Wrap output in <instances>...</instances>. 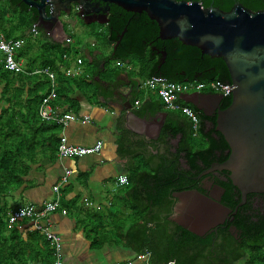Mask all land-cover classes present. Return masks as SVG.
<instances>
[{"label": "crops", "instance_id": "1", "mask_svg": "<svg viewBox=\"0 0 264 264\" xmlns=\"http://www.w3.org/2000/svg\"><path fill=\"white\" fill-rule=\"evenodd\" d=\"M24 14L27 16V13ZM101 25L106 27V24ZM32 26L23 33L21 25H7L0 17V34L6 36L9 33L7 39L24 40L25 36L32 33ZM70 38L68 34L64 47L69 46ZM24 41L26 43L27 40ZM106 42L111 51L107 36ZM25 43L22 42L23 45ZM81 52L91 64L102 61V67L90 74L81 68L83 61L75 54L74 59H80V64L64 55L67 66L53 70L56 76L60 72L78 81L83 78L92 80L90 86L80 84L78 87L73 84L67 87L65 92L68 95L52 103L56 111L72 108L78 117V120L60 128L57 136L62 134L69 145L78 147H93L100 143V150L75 159H59L55 151L42 156L31 172L29 186L21 187L7 197V205L12 206L9 213L26 205H32L35 210L43 209L53 200L52 188L63 169H68L71 176L68 184L61 188L58 207L47 213L42 222L59 238L61 263L158 264L148 250L138 249L143 244L148 247L150 230H155L154 244L162 250L167 249L169 245L165 236H176L178 226L168 220L162 226L163 221L156 215L158 205L149 202L140 186L137 185L135 190L133 187L139 174L145 175V161L149 160L151 169L156 167L153 162L155 164L156 159L159 160L157 154H161L160 149L164 145L163 141H160L162 145L158 144V140L163 138L162 133L157 142L149 139L146 133L151 132L150 122L153 121L155 125L161 120V113L169 114L168 110L157 96L156 89L139 93V85L135 84L137 81L130 84L121 82L131 75L128 71L106 67L110 64L104 58L96 61L98 51L90 54L85 46H81ZM159 103L164 109L158 107ZM129 112L134 116L129 115ZM85 116L88 120L83 122L82 117ZM170 117L176 116L170 114ZM165 122L166 119L162 129ZM175 141L172 140L171 144ZM134 169L137 171L132 174ZM139 217L140 221L136 223ZM6 227L7 230L15 227L23 242L33 248L32 255L36 257L39 249L43 251L45 245L49 244L35 230L31 221L8 223ZM191 252H194L191 247L179 250V253L166 260V264H197L199 258H196V254L193 257ZM144 253H149V257L136 258Z\"/></svg>", "mask_w": 264, "mask_h": 264}, {"label": "trees", "instance_id": "2", "mask_svg": "<svg viewBox=\"0 0 264 264\" xmlns=\"http://www.w3.org/2000/svg\"><path fill=\"white\" fill-rule=\"evenodd\" d=\"M8 4L21 13H27V26L35 25L36 19L33 10L28 11V8L22 5L20 0H8ZM113 9V17L106 24V28L108 43L115 48H111L110 55L105 62L110 64L111 61L125 62L130 59H144L139 71L144 77L143 80L151 76H161L170 82L215 81L229 83V74L221 59L201 54L197 48L184 45L174 38L158 39L156 23L144 13L126 12L116 6ZM251 11L257 10L251 8ZM30 27L26 28L21 25L23 33ZM36 30L39 31L37 28ZM123 30L125 31L123 32ZM122 32L123 34L119 38ZM23 33L21 37H23ZM9 37L10 34H6V39ZM33 45L34 41L27 40L25 54L23 51H18L15 53V57L17 59L26 57ZM39 47L47 48L49 52L43 51L42 56L33 54L31 59H25L24 64L28 72L45 67L57 71V69L67 66L64 57L66 54L61 51L66 48L64 44L59 45L43 39L39 42ZM52 51L54 52L52 53ZM159 51L165 53L163 61H161L162 56L158 54ZM56 79L58 81L56 99L59 97L64 99L63 97L68 95L65 92L66 88L73 84L78 87L80 84L83 86L84 84L92 85L87 82V79L83 78L78 81L74 78H67L60 72H57ZM47 91L48 79L44 75L13 74L4 68L0 60V264H52L53 262V247L49 245V242L43 251L39 249L36 257V255H32L33 248L30 244L23 242L15 227L6 229L8 213L12 208L6 203L7 197L13 191L29 186L31 172L39 164L42 156L56 152L59 140L57 133L60 127L54 123L41 121L38 117V107ZM229 104L230 96L223 98L221 109L227 108ZM188 106L199 119L197 133V136H200L199 145L192 146L193 137L187 121L178 117L172 118L170 114H167L162 136L163 138L178 137L181 141L180 144L186 142L188 146L187 165L190 167L186 174L189 175L191 171H195L197 174L203 168L208 167L209 163L217 157L216 149L220 155L217 161L222 163L226 160L228 145L223 137L215 132L214 117H205L194 107ZM67 110L74 112L72 108L68 107L64 109V112H68ZM205 121H210L212 125L207 133L204 131ZM183 123L187 124L190 140H185ZM212 132H215L218 140L210 135ZM226 150L227 153L224 155ZM179 151H183V149ZM198 158L204 165L202 168L196 163ZM149 163V160L145 161L146 168H143L145 175L139 174L133 188L135 190L137 185L140 186L143 193L145 192L149 198V202L159 206L168 199L173 191L184 189V183H179L175 179L177 171L175 161L162 159L159 167L153 169L149 167ZM136 171L134 169L132 174H135ZM225 177L226 181L220 183L224 190L221 204L234 209L240 201V195L227 176ZM252 196L254 194H249L245 204L238 207L234 216H230L233 219L231 225L238 234L237 239L223 230L220 231L223 233V244L218 253L223 254L219 257L221 261L214 264H234L241 258V255L244 257V264H264V215L259 216L253 211L250 201ZM139 221L140 217L135 222ZM176 229L177 234L173 236L174 238L165 236L169 245L167 249L162 250L154 244L155 230H150L151 240L148 247L143 244L138 250H148L152 257L156 258L158 264H166V260L179 253V250L187 247L194 248L196 245H202L205 248L209 245V240H203L181 228L177 227ZM139 238L140 236H138ZM224 250L227 251V254Z\"/></svg>", "mask_w": 264, "mask_h": 264}, {"label": "water", "instance_id": "3", "mask_svg": "<svg viewBox=\"0 0 264 264\" xmlns=\"http://www.w3.org/2000/svg\"><path fill=\"white\" fill-rule=\"evenodd\" d=\"M56 2L20 0L28 11H36V23L32 28L36 27L52 43H67L66 24H106L92 17L104 15L102 5L112 4L126 12L144 13L156 23L158 39H177L184 45L197 48L201 54L224 62L229 83H216L228 87L226 96L193 92L180 94L179 99L203 116L215 118L214 129L227 143L228 156L204 174L226 171L227 178L239 192L240 201L230 209L220 203V195L203 194L197 190L175 192L172 197L177 199V203L168 221L199 237L234 216L249 194H264V10L252 12L237 5L228 12H222L176 0ZM158 54L163 61L165 53L159 51ZM151 78L166 80L161 76ZM229 96V106L221 109L222 99ZM128 114L134 116L130 112ZM166 117L167 114L161 113L159 122L155 125L150 122L151 132L146 133L149 139L156 141L159 138ZM215 187L223 192L221 187Z\"/></svg>", "mask_w": 264, "mask_h": 264}, {"label": "built area", "instance_id": "4", "mask_svg": "<svg viewBox=\"0 0 264 264\" xmlns=\"http://www.w3.org/2000/svg\"><path fill=\"white\" fill-rule=\"evenodd\" d=\"M3 0H0V2ZM35 34V27L32 28ZM21 41L6 39L0 34V60L4 68L13 74L24 75H44L48 79V91L46 96L42 99L38 107V117L41 121L50 122L58 125L63 129L68 123L78 120L76 114L68 111H56L52 103L57 97V82L55 73L48 67L34 69L30 72L27 71L25 64H22L21 59L15 57V53L21 47ZM78 64L81 63L77 59ZM69 73V71H67ZM143 85L148 89H156L157 96L164 105L165 109L173 113L183 115L189 125L190 132L193 137H197L199 119L191 108L179 99L180 94L197 93H212L221 96H226L228 87H223L215 81L209 82H170L168 80H154L149 77L143 80ZM83 122L88 120V117H82ZM100 150V143L93 147H78L69 145L65 137L61 134L59 136L58 144L56 147V155L59 159H75L89 154L98 153ZM71 176V171L63 169L61 176L57 183L52 188L53 200L48 203L43 209L35 210L32 205L18 207L13 212L8 213L7 221L9 224H15L21 220L31 221L35 230L50 243L53 247V262L52 264L61 263L60 242L58 236L49 231L48 226H43L42 222L47 213L53 212L59 204L61 196V188L68 184ZM149 257V253L138 255L136 258ZM172 264V262L168 263Z\"/></svg>", "mask_w": 264, "mask_h": 264}, {"label": "flooded vegetation", "instance_id": "5", "mask_svg": "<svg viewBox=\"0 0 264 264\" xmlns=\"http://www.w3.org/2000/svg\"><path fill=\"white\" fill-rule=\"evenodd\" d=\"M53 1L56 2V0H53ZM176 1L185 2V3H197L202 9H217L222 12H228L237 5H240L243 8H246L250 11H251V8H255L257 11L264 10V0H176ZM113 8H114V5L112 4H109L107 6L102 5L101 10H103L104 15L96 14V16H93L92 18L108 23L110 19L113 17V12H114ZM29 10H33L35 12L34 15L36 16V11L34 9H29ZM86 19L89 20L90 16ZM93 24H97V23H93ZM134 80L135 79L133 77L128 75L126 78H123L121 82L122 83L126 82L130 84L134 82ZM139 80H141L140 77H139ZM183 126L185 130V140L186 139L188 140L189 130H188L187 124L183 123ZM204 126H205V130H204L205 133H207L209 129L212 127L210 121H205ZM215 132H212L210 135L216 140H218V136L215 134ZM169 137L170 136L158 140V144H161L160 141H163L164 145L162 147L168 153L169 157L166 158L162 156L161 154L160 155L157 154V158L160 161L159 163H162V159H165L167 161H175V166L177 169V171L175 172V179L178 180L179 183H184L183 184L184 189H181V191L197 190L203 194L209 193V194H214V195H220V203H221L222 196L224 195V190L222 189L223 192H221L220 189L217 190L215 186L221 187L220 183L226 181L225 176H228V174L226 175L224 173L226 171H213V172L204 174L205 171H207L212 165L219 163L217 161L220 158L219 151L216 149L215 153L217 157L215 158L213 162L209 163L208 167L203 168L197 174L195 171H191L188 175L186 174V172L190 170L189 165H187V157H186L188 146L186 142L180 144L181 143V141L179 140L180 138L175 137L176 141L175 143H173L174 147L170 148V146L172 145L171 144L172 140H175V139L171 137L169 138ZM180 149H183V151H179ZM226 153H227V150L224 152V155ZM187 156H188V153H187ZM196 163L198 164L200 168L204 166L199 158L196 160ZM158 167H159V164L155 168H158ZM181 191H173L171 195L168 197V199L164 201L162 205H159L156 208L157 210L156 215L163 221L162 226L165 225V220H168V218L172 217L174 214L173 209H174L175 204L177 203V199L172 197V194L175 192H181ZM250 201H251L253 211L257 213L259 216H263L264 215V194H254V196H252ZM232 222H233V219L229 217L223 225H219L215 227L212 232L199 236V238L203 240L210 241L209 245H207L205 248H203L202 245H196L194 248V251L196 252L198 250H203V249L204 250L206 249L208 251V254L201 257V260L204 261L205 264H214L215 262L221 261L219 259L220 255H218V250L220 249V246H222V242H223L222 234L223 233H220V231L223 230L225 231V233L231 234L234 239H237L238 234L235 232L234 227L231 225Z\"/></svg>", "mask_w": 264, "mask_h": 264}, {"label": "rangeland", "instance_id": "6", "mask_svg": "<svg viewBox=\"0 0 264 264\" xmlns=\"http://www.w3.org/2000/svg\"><path fill=\"white\" fill-rule=\"evenodd\" d=\"M0 17L3 18L4 23H6L7 25H22L26 28H29L26 23H27V18H26V14L19 12L16 9H13L9 6L8 2L2 1L0 2ZM21 21V22H20ZM73 21H76L75 19H73ZM97 25V26H96ZM65 32L67 34H69L70 38V43L69 46L67 48H63L61 49L62 52H64L70 59H74V55L78 54V58L82 59L83 64L81 65V68L86 69L90 74L93 73V71L98 70L101 66V64L103 63L102 61H100L102 58H104L105 60L107 59V57L110 55V50L107 48V42H106V36H107V28L101 24H93V25H84V24H79V22H75L73 23H69L65 25ZM3 37L6 38L5 35H2ZM43 39H45V37L41 34L40 31H37V35H35L33 32L29 33L27 36H25L24 40H31L34 41V45L31 47V49L28 51L26 57H21V62L22 64H24L25 59L29 60L31 59L32 56H34L33 54H35V56H42L43 51H45L46 53L49 52V50L47 48H41L39 47V42L42 41ZM24 40H21L23 43H25ZM21 42V43H22ZM81 46H85V49L90 51V54H93L95 51H98L99 54L96 56V61H100L98 63H100L98 65V63L96 64H91L87 58H85V55L83 54V52H81ZM19 51H23L25 54V45L21 44V47L19 49ZM54 51H52L53 53ZM57 52V51H55ZM76 62V59H74V63ZM144 63V59H130L128 61L125 62H110V65L106 66L109 68H115V69H121L122 72H129L131 75V77H133L135 79V81H137L135 84L139 85V93H144L145 91H147V87H145L143 85V75L141 74V72L139 73L142 64ZM75 66V64L73 65V67ZM72 67V68H73ZM110 71V69H108V72ZM127 72V73H128ZM139 77L141 78V81H139ZM55 78H57V76L55 75ZM92 80L91 79H87V82L91 83ZM57 82V79H56ZM139 96H141V94H139ZM158 107H160V109H164V107L162 106L161 103L158 104ZM167 111V110H166ZM169 114H174L176 117L180 118V119H186L183 115L178 114V113H173L171 111H167ZM192 146L193 147H197L200 143V136L197 137H193L192 138ZM174 146H170V148H173ZM160 153L162 156L168 158V153L163 149H160ZM159 160L156 159L155 164L153 162L154 167L157 166L159 164ZM223 244V242H222ZM195 248V247H194ZM193 248V251H194ZM192 251V250H191ZM196 251L191 252V254L194 256V254L197 255V264H205L204 261L201 260V257L208 254V251L205 249L203 250H198L196 253ZM224 252L227 254V251L224 250ZM223 253H218V255H222ZM234 264H244V257L241 258L235 262Z\"/></svg>", "mask_w": 264, "mask_h": 264}]
</instances>
